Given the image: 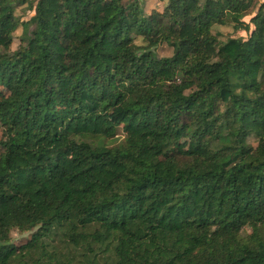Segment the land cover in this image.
<instances>
[{"label":"trees","instance_id":"trees-1","mask_svg":"<svg viewBox=\"0 0 264 264\" xmlns=\"http://www.w3.org/2000/svg\"><path fill=\"white\" fill-rule=\"evenodd\" d=\"M10 1L0 264H264V1Z\"/></svg>","mask_w":264,"mask_h":264},{"label":"rangeland","instance_id":"rangeland-1","mask_svg":"<svg viewBox=\"0 0 264 264\" xmlns=\"http://www.w3.org/2000/svg\"><path fill=\"white\" fill-rule=\"evenodd\" d=\"M30 1H33V0H11L10 3H13V4H11V9H13V13L16 16L21 17L22 19H28L32 15V10L29 7ZM140 1H141V5L144 8H146V10H148L153 6H157V7L161 8L166 0H140ZM256 1L261 2L264 0H256ZM220 29L224 33H228L231 31L230 27H225V26H221ZM20 33H21V28L19 27L14 32L15 38L13 39V42H12V48L13 49H15L17 46V42H18L17 36ZM237 34H243V32L239 31V32H237ZM155 51L159 56H168L171 54L172 49L169 46H167L166 44H161L156 48ZM118 136H119V138L122 136L120 134V131H119ZM26 235H27V233L20 234L18 232H13L12 238L14 240H17V241H25Z\"/></svg>","mask_w":264,"mask_h":264}]
</instances>
